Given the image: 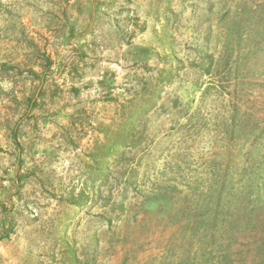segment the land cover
Returning <instances> with one entry per match:
<instances>
[{
  "label": "rangeland",
  "instance_id": "1",
  "mask_svg": "<svg viewBox=\"0 0 264 264\" xmlns=\"http://www.w3.org/2000/svg\"><path fill=\"white\" fill-rule=\"evenodd\" d=\"M0 264H264V0H0Z\"/></svg>",
  "mask_w": 264,
  "mask_h": 264
},
{
  "label": "trees",
  "instance_id": "2",
  "mask_svg": "<svg viewBox=\"0 0 264 264\" xmlns=\"http://www.w3.org/2000/svg\"><path fill=\"white\" fill-rule=\"evenodd\" d=\"M140 111V110H139ZM138 111V112H139ZM135 116V114L134 115H131V116H129V118H128V122H132L133 121V117ZM129 123V124H130ZM15 136V135H14ZM125 136H123V137H120V139H121V141H123V142H126V140H127V138H124ZM120 139H118V140H116V141H114L113 143H112V147L111 148H107V155L108 154H110V153H112V152H114V151H116L121 145H120ZM76 204H79V202H76V203H73V206L74 205H76Z\"/></svg>",
  "mask_w": 264,
  "mask_h": 264
}]
</instances>
